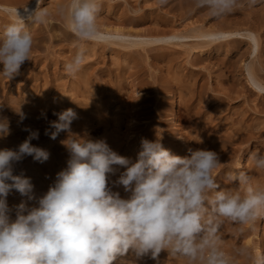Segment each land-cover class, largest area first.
<instances>
[{"label":"clouds","instance_id":"9594fccd","mask_svg":"<svg viewBox=\"0 0 264 264\" xmlns=\"http://www.w3.org/2000/svg\"><path fill=\"white\" fill-rule=\"evenodd\" d=\"M168 0H159L161 5ZM257 0H195L196 9H207L220 18ZM35 0V7L13 9V19L0 31V78L19 74L33 49L32 26L46 24L50 5ZM20 9H23L21 14ZM100 0H68L56 14L77 38L78 49L64 71L74 76L81 70L84 43L110 39L98 24ZM207 39H219L220 34ZM175 37L162 38L163 42ZM22 122L26 115L16 112ZM44 113H42V116ZM53 115L44 134L61 140L68 153L67 166L57 173L46 193L37 198L30 177L15 166L25 157L44 163L50 152L34 146L39 131L30 128L17 148L0 149V264H142L145 258L160 264L161 252L186 264H264V250L248 246L226 250L221 234L225 222L234 226L264 219V186L246 171H228L222 187L213 178L221 165L219 154L188 149L183 157L165 149L160 141L141 138L133 160L114 151L105 139H92L71 130L79 117L68 108ZM46 118V117H45ZM10 134V121L0 117V137ZM249 161L264 171V152L254 150ZM123 169V171H120ZM119 172L115 181L110 180ZM127 194L122 197L117 188ZM15 190L37 206L25 202L8 206Z\"/></svg>","mask_w":264,"mask_h":264},{"label":"rangeland","instance_id":"374dc122","mask_svg":"<svg viewBox=\"0 0 264 264\" xmlns=\"http://www.w3.org/2000/svg\"><path fill=\"white\" fill-rule=\"evenodd\" d=\"M179 1L173 0L166 5L159 4L157 0H131V3L142 12L151 13L154 11V7H156L162 12L170 13L172 18L175 15L181 14L185 19L183 21L178 20L177 28L182 32L194 27L208 29L220 25L249 26L260 41V52L257 59L252 60L250 56L251 47L246 43L239 49H236L234 45H225L221 52H218L219 48H212L200 60L196 52L187 54V51L191 48H197L196 42H186L184 43L187 46L184 48L186 50L177 49L180 57L171 63L159 62L154 59L153 54H151L148 61L139 59L146 73L134 75L130 80L131 82L135 81L136 86L132 88L131 85H127V91L134 92L136 90L137 92H143V94L140 96L129 94L128 96L113 99L111 96L113 91L111 89L106 90V94L103 93L105 81H116L114 72H105L115 69L113 67L112 53L108 52L106 56L100 53L97 59L98 63L95 64V68L98 70L96 72L95 70L88 72L87 78L92 84L99 82L97 84L101 86L96 95L98 102L96 103V107L93 108L92 111L94 112L92 114L98 117L101 103H104L106 106L102 109L106 119L102 124V129H100L101 132L99 134H90L89 136L92 139H105L109 134L116 132L123 143V151L120 155L130 156L132 149L136 151L140 150L141 138L150 133L154 135V132H158V127L161 126V131L164 134L162 145L165 148L170 144L172 145V142H170L173 133L171 122L169 121L167 112L157 113L155 107L163 104L171 105L173 103L181 108L190 105L194 109L191 114L192 122L186 124L185 131L190 132L198 141L195 144L192 140H189L188 146H181L180 151H185L186 155H188V149H206L217 152L221 163L227 164L221 165V167L214 170L213 178L222 187H230L226 183L225 174L230 170L238 171L240 158L243 154L248 149L264 152V97L259 94L256 88L250 85L246 73L247 66L252 65L254 71L257 72L259 83L264 85V18L262 20V17H264V1L257 2L251 7L245 6L242 9H238L239 12L234 11L220 18L209 16L207 9H196L195 7L191 10L181 9ZM101 18L112 21L116 20V18L109 19L107 15ZM56 27H58V34L54 36L52 32L47 33L44 44H46V47L64 48L65 51H57L55 56L53 53L50 54L52 60L48 64V70L43 72L42 75L44 77L48 75L50 80L56 81V85L59 86L49 94L50 98L52 97L56 100L54 104L67 106L72 101L74 103L81 101L83 97L79 94L78 88H76L81 81L76 75L70 76L64 71V65L71 61L72 58L64 60L61 56H67L66 54H69L70 50L76 52L80 42L77 40L69 42L62 40L64 27L62 24L56 25ZM150 28L154 29V23ZM125 29L129 30V27H125ZM134 30L137 31L135 33H138V35L147 36L146 29L143 27L134 28ZM202 48L207 47L203 46ZM32 53H35L36 57L44 59L47 55V48L42 47L37 51L32 50ZM169 66L171 67L168 70ZM21 68L19 72L22 73V76L19 78V82L14 79L16 78L15 76L9 81L2 78L0 84V117H7L10 121V134L0 137V139L8 140L14 128L19 127L15 138L18 144L23 142L25 133H28L23 130L24 128L45 132V129L49 126L48 122L58 119L57 116L49 117L47 126L32 124L28 116L20 122V117L16 112H19V110L25 112L27 103L21 99L19 100L20 104L15 105L14 101L23 98L20 97L21 95L26 98L28 92L26 91V94H19L16 91H11V89L13 87L18 89L20 86L25 89L27 73ZM101 76L105 81L100 82ZM143 82H146L148 86H143ZM164 82L168 86V95L166 96L160 95L162 87L165 86ZM44 83L42 82V84ZM60 85L62 86L60 87ZM63 85H67L68 88H64ZM181 89L186 91L188 95L183 93L184 96H180V93H182ZM81 90L84 91V89ZM101 92L103 94H100ZM172 93L176 94L174 98L170 96ZM38 98H44L43 90ZM85 98L90 101L93 99L92 97ZM48 100L50 105H52V99ZM132 104L137 105V110L146 115L136 120L138 122L136 129L129 130L131 124L128 123L129 119L127 120L125 117L126 111H120L119 108L126 110L125 108L132 106ZM3 107L6 108V111H2ZM142 108L143 110H141ZM198 109H203V112L199 114ZM200 117L203 119V123L205 125L208 124V126L202 127V129H206L205 131H194V122L198 121ZM246 126L250 130L248 137L240 138L241 131ZM211 129H214L216 132L211 134ZM127 136L130 137L128 141ZM66 138V132H61L57 137L60 141ZM173 145L175 146L176 142H173ZM37 146L41 147L40 144ZM60 151H65L64 146L60 148ZM31 161H33L32 157H25L23 161L15 166L13 174L19 175L23 171L27 175L28 171L25 167ZM247 168L248 174L257 183L264 186V171L257 170L250 161L247 163ZM34 195L39 198L43 195V192H36V188L34 187ZM21 202H25L29 207L37 206L36 200L29 201L27 197L21 196L13 190L7 197L8 206L13 209V218L15 216V206H18ZM246 227L249 228L248 239L252 241V245L249 248L255 249V235L259 233L263 240L261 247L264 249V219H259L254 225L237 226L234 233L240 230L243 231ZM142 264H154V261L145 258Z\"/></svg>","mask_w":264,"mask_h":264},{"label":"bare ground","instance_id":"6f19581e","mask_svg":"<svg viewBox=\"0 0 264 264\" xmlns=\"http://www.w3.org/2000/svg\"><path fill=\"white\" fill-rule=\"evenodd\" d=\"M159 3V0H157ZM168 0L167 4L170 3ZM179 1V0H178ZM264 0H257V2ZM68 0H44V5H50V12L52 13L49 22L46 24H36L32 26V35H33V49L34 51L39 50L42 47L47 48V55L44 59H40L36 57L35 53L30 55V60L26 61L23 65V69L26 71L27 76L25 81H27L26 86L19 87L15 89L14 87L11 91H16L19 94L28 92V96L24 98L21 95L20 99H16L14 101L15 105H19V100L23 99L26 101L27 107L26 111L23 112L26 116L29 117L30 121L34 125L43 124L46 125L49 117H54V112L59 113L60 111L66 110L68 108H72L78 115V119L74 120L71 124V130L75 133L83 135L85 132L90 134H99L101 132L100 129L103 126L104 120L106 119L104 115V107L106 104L101 103L99 116L96 117L92 113L94 111L93 108L96 107V103L98 100L96 99L97 92L101 87L100 84L91 83L89 81L88 72L91 70H98L95 68V64L98 63L97 59L99 58V54L107 55L108 52H111V56L113 58V67L115 69L108 70L105 72L115 73L116 81L111 80L107 82L100 77V82L105 81L104 94H106V90H112V98L117 99L121 96H128L129 94H134L136 96H140L143 92H128L127 88L131 85L132 88L136 86L135 81L131 82V78L134 75H139L146 73V70L141 66V62L139 59L149 60L151 54L154 55V59L159 62H168L171 63L174 60L180 57V53L177 49H184L187 47L184 43L186 42H196L197 48H191L187 51V54H192V52H196L198 57L204 56L210 49H218V52L226 46L234 45L236 49L243 47L246 43L250 45L251 51L250 56L252 60H256L257 56L260 52V41L257 38L256 34L251 31V27L249 26H228V25H220L218 27L204 29L203 27H194L191 29H186L185 32L179 31L177 28L178 20L183 21L185 18L179 15L171 17V14L168 12H162L154 7V11L151 13L142 12L139 8H136L132 5L131 0H100L101 11L99 14L98 24L100 26V30L102 34L110 39L101 40V41H90L84 43V48L86 50V55L84 59V63L81 66V70L76 74L77 78L81 81V83L76 87L78 88L79 94L82 95L83 99L79 102L74 103V101L70 102L67 106L63 105H55L56 100L54 98H50V92L55 91L59 86L56 85V81L50 80L48 75H42L43 72L48 70V64L50 63L51 56L53 53L55 56L57 51H65L64 48H53L52 46L46 47V35L49 32H52L54 36L58 34V27L56 25L62 24L64 27V31H62V40L64 41H74L77 38L74 34L65 26L64 20L56 14L57 5L67 3ZM123 3V4H122ZM29 8L35 7V0H0V31L3 30L5 24L10 22L13 19V9L23 7L26 5ZM160 4V3H159ZM166 5V4H165ZM179 5L181 9H193L195 7V0H180ZM21 14H23V9H20ZM239 12V10H236ZM107 15L109 19L116 20H106L101 17ZM132 15V16H131ZM133 17V18H132ZM180 18V19H179ZM264 17H262L263 20ZM154 23V29L150 27ZM125 27H129V30L125 29ZM145 28V32L147 36L138 35L135 33L137 31L134 28ZM220 34L219 39H207L209 35ZM37 35V36H36ZM36 36V37H34ZM165 37H175V40L163 42L162 38ZM206 46L207 48H202ZM200 47V48H199ZM67 56H61L64 60H69L73 58L75 52L70 50ZM94 57H96L94 59ZM171 66L168 67V70ZM21 68V69H22ZM163 69V68H161ZM104 71V70H103ZM162 71V70H161ZM36 73L34 76L33 74ZM248 82L252 87L256 88L259 94L264 97V85L259 83L257 79V72L254 71L252 65H248L246 69ZM22 76V73L19 72L16 75L15 80L19 82V78ZM2 78H0L1 84ZM42 82H45L42 84ZM144 84V85H143ZM143 86H148L146 82H143ZM128 85V86H127ZM162 87V91L160 95L166 96L168 95L167 83L164 82ZM62 85H60L61 87ZM64 88H68L67 85H63ZM74 88V86L72 85ZM81 89H84L82 91ZM43 90L44 98H38L40 96L41 91ZM182 90V89H181ZM102 92L100 94H103ZM187 94L186 91L182 90L180 96H184ZM26 94V93H25ZM175 93L170 94L172 98L175 97ZM43 97V96H42ZM85 97H92L93 99L87 100ZM88 98V99H89ZM48 99H52V105ZM100 102V101H99ZM103 108V109H102ZM157 113H168L169 121L171 122V130H172V138L170 139L172 145H168L165 149L170 150L173 154L178 156H185V151H180L181 146H188V141L192 140L193 143L197 144V138L192 136L190 132H186V124L191 123V114L194 109L188 105L184 108H181L177 104L171 105H159L155 107ZM119 108L120 111H126L125 117L131 125L129 126V130H133L137 128V121L142 116L146 114H142L137 110V105L132 104V106H127L125 108ZM109 110V109H108ZM143 110V108L141 109ZM2 111H6V108L3 107ZM203 109H198V113H202ZM42 113L44 115L42 116ZM46 117V118H45ZM135 119V120H134ZM47 126V125H46ZM45 126V127H46ZM207 127L203 123V119H200L194 122V131L200 130L205 131L206 129H202V127ZM159 131L154 132V135L148 134L144 138L154 141L156 139H160L161 143L164 138V134L161 131V126L158 127ZM19 131V127L14 128L11 133V136L8 140L0 139V149L10 148L15 149L19 145L17 140H15L17 133ZM104 132V131H103ZM216 131L214 129L210 130V133L213 134ZM250 132L249 127L246 126L241 131L242 137H248V133ZM29 133H25L23 141L27 138ZM127 141L130 139L127 136ZM107 144L118 154H121L123 151V143L119 135L114 132L113 134H109L105 138ZM175 140V141H174ZM20 142V140H19ZM173 142H176V145H173ZM34 146L40 144L41 147L45 148L50 152V158L48 161L44 163H39L35 161H31L26 165V169L28 171L27 177H30L34 187L36 188V192L46 193L49 186L52 185L55 181L56 175L58 172L63 170L67 166V160L69 159V153L67 149L64 147L65 151L61 152L60 148L63 147L61 145L60 140H52L49 136H46L44 132H39V139L31 141ZM223 145V144H222ZM221 147V145H220ZM216 147V148H220ZM139 151V150H138ZM138 151L132 149V154L129 157L135 160ZM252 152L251 149H248L243 156L240 158V163L238 166V171H246L248 172L247 163L249 162V154ZM123 171V169H120ZM119 177V172L115 176H111L110 180L115 181ZM114 191H119L122 197H126L127 194L123 192V188L114 189ZM237 226H234L230 222H225L222 227V236L225 241L224 247L226 250H231L233 247L248 246L251 247L252 241L248 239L249 228L246 227L243 231L240 230L237 233H234ZM238 234V235H237ZM237 236V237H236ZM256 246L255 248H261L262 245V236L257 233L255 235ZM264 250V249H262ZM160 264H186V261L180 258L168 257L166 252H161L159 256ZM239 264V260L237 261ZM156 264V261H154ZM240 264H245L244 261H240Z\"/></svg>","mask_w":264,"mask_h":264}]
</instances>
